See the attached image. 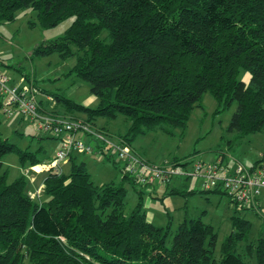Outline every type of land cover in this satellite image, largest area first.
Listing matches in <instances>:
<instances>
[{"label": "trees", "instance_id": "trees-1", "mask_svg": "<svg viewBox=\"0 0 264 264\" xmlns=\"http://www.w3.org/2000/svg\"><path fill=\"white\" fill-rule=\"evenodd\" d=\"M28 9L45 27L74 18L62 36L38 44L33 55L75 56L71 72L89 83L99 105L50 93L25 76L64 114H85L90 122L124 116L128 129L121 137L132 144L162 124L186 130L192 110L210 92L218 110L236 104L229 132L242 138L264 130V0H0V22H13ZM241 69L249 81L239 78ZM9 152L22 162L40 161L0 132V158ZM77 155L70 157L68 174L47 171L44 197L30 196L25 175L9 182L7 172L0 174V264H250L238 252L239 242L248 239L249 219L232 217L218 259L211 224L198 217L174 231L170 223L155 225L134 177L99 185ZM127 181L139 195L130 212ZM247 249L264 264L263 236Z\"/></svg>", "mask_w": 264, "mask_h": 264}, {"label": "rangeland", "instance_id": "rangeland-1", "mask_svg": "<svg viewBox=\"0 0 264 264\" xmlns=\"http://www.w3.org/2000/svg\"><path fill=\"white\" fill-rule=\"evenodd\" d=\"M73 19L70 17L56 26L45 27L40 22L37 12L28 9L18 11L13 22H0V70L10 77L11 86L19 85L22 76H30L41 89L50 93H63L77 103L95 108L99 105V98L91 93L88 82L71 72L76 64L75 56L63 59L59 53L48 56L33 55L38 44L62 36ZM239 78L249 81L250 74L241 69ZM38 97L44 103L46 111H66L56 101L47 98L42 91ZM235 110L236 104L218 110L217 100L207 92L202 106L192 110L186 130L162 124L145 134H140L132 144L127 142L136 155L157 167L185 161L189 162L187 168L192 170L195 161L210 160L221 153L228 162L251 166L257 161L259 153L264 151V130L242 138L237 137L235 132H229L227 127ZM72 114L66 112L68 117L87 120L85 114ZM90 123L94 132H104V136L113 142L122 139L121 135L128 129V122L124 116H119L115 120L98 117ZM166 129H172L173 133ZM0 132L3 138L17 144L24 151L33 152L40 160L36 164H31L30 161L22 162L17 153L9 152L0 158V174L7 172L9 182L20 175H25L28 180L27 190L36 192L41 188L40 196L44 197L45 173L53 163L59 142L34 128L19 113L8 116L2 107ZM83 138L91 141L86 136ZM77 156L78 162H86L95 183L99 185L122 183L124 162L120 161L118 156L109 158L98 154ZM71 167L70 160L63 163L62 173L68 174ZM125 187L126 212H130L138 203L139 195L129 181L125 182ZM151 188L152 192L142 188L145 192L144 209L147 218L157 226H166L170 223L174 231L186 218L201 217L205 223L211 224L217 233L215 257L218 259L221 258L223 242L233 230L232 217L237 215L249 219L252 226L248 239L239 242L238 252L250 264H259L256 255L251 256L248 252L247 245L255 242L260 236L264 237V200L256 209L242 207L241 204L232 201L222 188V191H203L204 181L196 176L177 177L168 185L158 184ZM173 188H176L177 192L170 193Z\"/></svg>", "mask_w": 264, "mask_h": 264}, {"label": "built area", "instance_id": "built-area-1", "mask_svg": "<svg viewBox=\"0 0 264 264\" xmlns=\"http://www.w3.org/2000/svg\"><path fill=\"white\" fill-rule=\"evenodd\" d=\"M10 81V77L0 70L3 111L8 116L19 113L34 128L56 138L59 142L53 163L47 171L51 168L54 172L61 173V165L69 161L73 154L112 157L116 155L124 162L123 173L134 177L138 184L149 192H152V186L168 185L177 177L196 176L203 179L204 189L222 188L231 199L248 207L255 206L256 201L264 193V152L251 166L228 162L225 155L221 154L210 160L195 161L192 170L187 168L189 162L185 161L162 167L153 166L136 155L127 140L122 138L113 142L104 136V132H94L91 129L93 125L88 120L71 118L56 111H46L44 103L38 97L41 90L25 76L21 77L19 85L11 86ZM46 97L55 101L53 96ZM84 136L95 143L84 140ZM41 192L42 189L30 191V196L36 198Z\"/></svg>", "mask_w": 264, "mask_h": 264}, {"label": "crops", "instance_id": "crops-1", "mask_svg": "<svg viewBox=\"0 0 264 264\" xmlns=\"http://www.w3.org/2000/svg\"><path fill=\"white\" fill-rule=\"evenodd\" d=\"M45 100V99H44ZM56 112H59V114H61V115H66V114H64V112L65 111H56ZM54 140H56V141H58L57 139H54ZM264 151H262V152H260L259 153V156H258V159L260 158V155L263 153ZM257 159V160H258ZM255 163V162H254ZM46 175H47V172L45 173V178H46ZM45 178H44V181H45ZM32 180H34V179H32ZM44 186H45V184H44ZM39 189H41V188H39ZM38 190V189H37ZM28 192H30L29 190H28ZM264 198V193L259 197V199L256 201V207L254 206V208H259L260 206H261V204H262V201L264 200L263 199ZM149 220V219H148Z\"/></svg>", "mask_w": 264, "mask_h": 264}]
</instances>
